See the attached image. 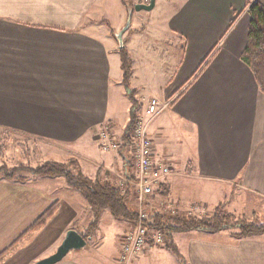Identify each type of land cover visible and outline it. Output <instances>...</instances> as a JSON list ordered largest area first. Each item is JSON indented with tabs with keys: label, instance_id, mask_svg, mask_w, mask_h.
Instances as JSON below:
<instances>
[{
	"label": "crops",
	"instance_id": "crops-1",
	"mask_svg": "<svg viewBox=\"0 0 264 264\" xmlns=\"http://www.w3.org/2000/svg\"><path fill=\"white\" fill-rule=\"evenodd\" d=\"M247 1L155 0L148 18L133 9L148 0L131 10L113 0L123 12L110 28L98 14L112 0H0V143L6 131L41 139V163L74 158L83 176L118 184L133 173L127 126L155 98L168 105L147 126L152 156L172 172L163 182L167 195L148 196L146 207L208 213L222 204L244 215L241 198L249 197L252 213L264 216V92L242 59ZM253 1L264 8V0ZM128 18L125 87L116 34ZM103 126L117 148H99ZM133 226L107 208L96 215L62 176H0V264H34L55 252L68 229L86 243L55 264H120L121 237ZM184 232L182 264H264V235L215 240L209 235L218 232ZM106 233L113 258L84 252ZM165 249L150 246L130 264L156 262Z\"/></svg>",
	"mask_w": 264,
	"mask_h": 264
},
{
	"label": "trees",
	"instance_id": "trees-1",
	"mask_svg": "<svg viewBox=\"0 0 264 264\" xmlns=\"http://www.w3.org/2000/svg\"><path fill=\"white\" fill-rule=\"evenodd\" d=\"M128 8L131 6L125 0ZM247 13L250 17L248 24L247 42L242 52V59L252 70L256 83L264 92V8L253 0H248ZM122 75V84L129 85L131 74L130 57L122 46L119 50ZM130 93V97H132ZM135 116L127 126L124 135L125 145L131 147L130 129ZM25 171V174H23ZM0 176L24 180L30 176H62L66 183L72 188L80 190L91 210L97 215L99 211L107 208L110 213L118 219L135 223L136 208L134 205L135 194L133 188L125 183L119 186L107 180L99 178H87L81 174L76 162L46 161L36 167L24 165L8 168L0 166ZM156 194L167 195L164 184L156 188ZM46 216L41 217L32 226V230L39 227ZM146 225L150 230L160 231L164 237V245H171V234L190 230H206L215 232L221 229H229L236 239L250 237L264 233V223H254L244 217L236 218L234 215L224 211L223 205L215 206L210 213L192 215L165 210L163 207L152 209L148 213Z\"/></svg>",
	"mask_w": 264,
	"mask_h": 264
},
{
	"label": "built area",
	"instance_id": "built-area-1",
	"mask_svg": "<svg viewBox=\"0 0 264 264\" xmlns=\"http://www.w3.org/2000/svg\"><path fill=\"white\" fill-rule=\"evenodd\" d=\"M167 105V102L151 98L144 110L134 118L130 129V162L133 173L125 174L118 185L128 183L134 189L137 213L133 228L121 237L118 255L120 264H130L131 260L144 252L146 248L162 245L165 242V237L160 231L150 230L147 227L148 214L145 206L148 196L152 195L172 172L170 168L153 159L152 140L147 132L149 121ZM97 138L100 148L104 151L118 147L106 126L98 131Z\"/></svg>",
	"mask_w": 264,
	"mask_h": 264
},
{
	"label": "rangeland",
	"instance_id": "rangeland-1",
	"mask_svg": "<svg viewBox=\"0 0 264 264\" xmlns=\"http://www.w3.org/2000/svg\"><path fill=\"white\" fill-rule=\"evenodd\" d=\"M122 1L125 2V0H122ZM126 1L132 7V5L134 3H136L137 1H140V0H126ZM120 4L118 6H116L112 0L111 7H109V9L103 10V12L100 13V15L98 14L100 19L106 20L105 23H106L107 27L108 26L109 27L113 26L114 28L117 27V24L120 21V19H119L120 14H121V12H123L122 11L123 9H122ZM129 9L131 10V8H129ZM157 9H158V7H154L151 10L141 11V13L146 14V16L148 18H150L152 14H155L157 12ZM127 12H128V10H126V13ZM113 27H110V28H113ZM119 31L120 30H118L117 32H119ZM149 39H151V36H149ZM150 43L152 44V41ZM164 47L165 46H162V48H164ZM156 49H157V47H156ZM154 73H156V71ZM132 97H133V95H132ZM132 97H130V98H132ZM166 131L169 133L170 131H172V129L167 128ZM115 141L118 143L117 139H115ZM42 143L43 142L41 139L25 136V135H22V134H19L16 132H12V131H6L3 138L1 139V143H0V166H7L8 168H12L15 166H20V165H24L27 167H36L37 165L42 164L40 161L42 159H44V157H47V153L45 151H43V149L41 147H39L40 144H42ZM33 146H35V147H33ZM48 149H49V152L52 150L50 148H48ZM48 155H49V153H48ZM70 161H72V162L74 161L77 163V161L74 158H70L66 162H70ZM23 174H25V171H23ZM151 196L155 197L156 191H154ZM236 199H238V198H236ZM241 199L246 200L248 202V203H246L247 207L245 205V209L243 210L244 215H242L241 211H239V212L237 210L234 211V210L230 209V206L224 207V205H223L224 211L234 215L236 218L244 217L245 219L252 221L254 223H261V224L264 223V216L263 215L261 216L260 212H258L259 213V215H258V213H256L257 211H255V209H254L255 212L252 213L253 208L251 209V206H250L252 200L249 197H243ZM150 202L152 203L153 201L148 200L147 203L150 204ZM236 202H235V204H236ZM159 203H160V200H159V202L158 201L155 202V204H157V205H159ZM161 203H163V202H161ZM163 204L164 205L161 207H163V209H165V210L179 211V210L174 209L172 206L167 205V203H163ZM241 204H242V202H241ZM244 204H245V202H244ZM145 208H146V211L148 214L149 211H151V209L149 210L146 206H145ZM235 209H237V208H235ZM179 212H181V210ZM182 213H184V212H182ZM186 213L192 214V215H202V214L206 213V209L203 206H199L198 208L193 207L191 210V213H189V212H186ZM208 213H210V212H208ZM215 232H218V233H211L214 235H209L211 238H213L215 240H219V239L224 240L225 238H227L229 236L228 234H230V236H232L231 231L229 229H221V230H218ZM188 233L178 232L176 234H173L171 237L170 243H169L171 245H164V244L155 245L157 247L158 246L159 247L164 246L166 249L162 253H158L156 262H152L150 264H172V263L173 264H175V263L182 264L181 263V257L178 254V251L179 252L184 251V247H185L184 245L186 242V238H188ZM258 235H264V233L258 234ZM232 238H234V236H232L231 239ZM100 245L101 244H99V246H95L94 248L90 247V248L84 250V252L86 251V253L90 254V256H93V257H95V254H97V253L100 254V256H106V255L108 256L109 254H111V258L114 257L115 246L113 245L110 234L106 233L104 240H103V244L101 246Z\"/></svg>",
	"mask_w": 264,
	"mask_h": 264
},
{
	"label": "water",
	"instance_id": "water-1",
	"mask_svg": "<svg viewBox=\"0 0 264 264\" xmlns=\"http://www.w3.org/2000/svg\"><path fill=\"white\" fill-rule=\"evenodd\" d=\"M155 0H148L147 3H136L133 5V9L139 10H151L154 6ZM129 26V19L125 25L116 34V39L119 46L123 45L122 34ZM85 238L74 229H68L65 232L64 238L52 254L37 260L34 264H55L59 262L69 250L79 249L85 245Z\"/></svg>",
	"mask_w": 264,
	"mask_h": 264
}]
</instances>
